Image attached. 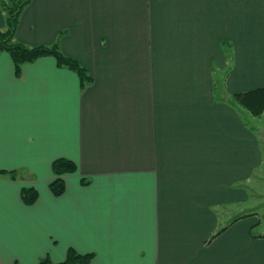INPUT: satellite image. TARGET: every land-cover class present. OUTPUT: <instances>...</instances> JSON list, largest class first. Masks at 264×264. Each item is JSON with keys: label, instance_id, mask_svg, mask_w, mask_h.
Returning <instances> with one entry per match:
<instances>
[{"label": "crops", "instance_id": "crops-1", "mask_svg": "<svg viewBox=\"0 0 264 264\" xmlns=\"http://www.w3.org/2000/svg\"><path fill=\"white\" fill-rule=\"evenodd\" d=\"M16 38L92 79L0 52V264H264V0H31Z\"/></svg>", "mask_w": 264, "mask_h": 264}, {"label": "trees", "instance_id": "trees-1", "mask_svg": "<svg viewBox=\"0 0 264 264\" xmlns=\"http://www.w3.org/2000/svg\"><path fill=\"white\" fill-rule=\"evenodd\" d=\"M30 1L31 0L0 1L5 17V26L0 28V52H9L17 72L25 62L33 61L41 56L52 55L56 58L59 65L67 66L76 71L80 77L81 86L84 87L85 84L92 79L89 71L79 60L65 54L61 50L59 43L52 46L46 44L27 45L17 40L16 32L20 16ZM52 168L55 173V178L50 182V188L54 194H60L65 189L63 174L75 171L77 165L73 160L59 157L52 162ZM21 196L24 202L31 204L37 199L38 193L34 186H28L22 188ZM91 257L92 255L90 253L83 254L77 252L73 248H69L64 260L53 262L48 256H45L41 259V264H86Z\"/></svg>", "mask_w": 264, "mask_h": 264}, {"label": "rangeland", "instance_id": "rangeland-1", "mask_svg": "<svg viewBox=\"0 0 264 264\" xmlns=\"http://www.w3.org/2000/svg\"><path fill=\"white\" fill-rule=\"evenodd\" d=\"M58 39L49 45L58 44ZM41 45V44H39ZM256 189L254 190V193H251L250 198L247 202L243 203V214L244 213H254L252 214V217L256 220L258 217L261 221L259 224H255L253 226L254 232H264V179L259 180L256 184ZM258 221V220H257Z\"/></svg>", "mask_w": 264, "mask_h": 264}]
</instances>
